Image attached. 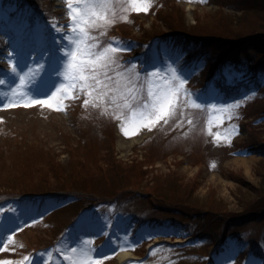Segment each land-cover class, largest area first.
<instances>
[{"label": "rangeland", "instance_id": "rangeland-1", "mask_svg": "<svg viewBox=\"0 0 264 264\" xmlns=\"http://www.w3.org/2000/svg\"><path fill=\"white\" fill-rule=\"evenodd\" d=\"M20 1L25 5L0 2V205L10 217L0 226V261L69 264L70 248L92 247L94 256L106 257L101 264L143 263L159 242L194 239L163 235L183 216L161 211L160 196L190 214H206V225L211 224L205 230L219 241L208 246L198 240L179 251L157 249L148 264H264V78L259 73L264 39L253 35L262 31L264 0H153L148 12H131L130 21L117 18L99 36L102 47L119 42L127 48L118 53L120 67L109 73L112 87L123 88L116 72L135 65L137 86L146 95L145 77L157 70L164 77L172 67L187 80L188 100L239 105L231 119L213 121L210 132L211 109L193 108L181 94L175 115L130 136L122 130L124 119H117L129 112L113 105L115 93L106 103L96 99L85 107L87 90L77 87L67 99L61 92L53 101L58 108L24 106L12 96L19 78L10 59L18 70L36 71L25 89L35 99H46L45 93L55 94L66 82L64 36L71 31L67 0ZM18 19L30 23L22 28L32 43L25 48L14 29ZM191 38L203 43L195 42L182 56L185 63L167 52L158 56V47L168 50L169 40L187 44ZM9 102L16 106L5 107ZM68 188L87 190L73 191L89 205L86 209L91 205L79 218L80 204L55 214L58 199L41 206L26 200L30 193L56 197L63 192L57 189ZM199 222L203 227V218ZM61 224L66 229L60 230ZM89 240L90 246L81 244ZM124 251L134 255L125 263L118 255ZM188 253L196 260L173 257Z\"/></svg>", "mask_w": 264, "mask_h": 264}, {"label": "snow or ice", "instance_id": "snow-or-ice-1", "mask_svg": "<svg viewBox=\"0 0 264 264\" xmlns=\"http://www.w3.org/2000/svg\"><path fill=\"white\" fill-rule=\"evenodd\" d=\"M152 2L153 0H76V3H73V0H67V15L70 17L68 27L71 31L64 36L68 42L64 49L66 62L63 75L66 82L56 89L55 94L45 93L46 99H35L25 89L35 78L36 71L32 68H28L27 71L18 70L17 63L10 59L11 72L19 78L17 90L12 92V96L18 97V102L24 106L39 103L58 108L59 104H54L53 101L57 100L61 92L63 91V97L67 99L77 87L82 93L87 90L89 99L84 102L85 107L96 99H104L106 103L107 96L115 93L111 97L113 105L127 109L129 112L128 118H125L122 112L117 114V119H124L125 122L121 127L125 135L129 136L134 135L141 127H154L160 121L166 122V118L175 115L181 94L186 98L185 103H190L193 108L211 109V115L208 118L210 132L213 121L222 124L225 118L231 119L232 111L239 106L238 104L205 105L197 103L196 99L188 100L187 80L172 67L164 77L160 76L159 70L151 73L150 77H145L146 95L144 87L137 86L140 73L136 71L135 65L126 68L123 72H116V82L123 81V88L111 86L113 77L109 73L120 67L118 53L127 48L119 42H109L102 47L99 36L106 35L109 28L117 22V18L130 21L129 13L148 12ZM57 30L63 31V28ZM105 88L108 90L101 91ZM4 106L11 107L16 104L9 102ZM215 135L217 139L222 138L219 132ZM85 243L90 246L93 242L81 241V244ZM95 251L92 247H88L87 251L80 248L79 252L77 248H70L65 260L69 264H101V259L106 257H99V254L94 256L92 253ZM0 264H13V262L0 261Z\"/></svg>", "mask_w": 264, "mask_h": 264}, {"label": "trees", "instance_id": "trees-1", "mask_svg": "<svg viewBox=\"0 0 264 264\" xmlns=\"http://www.w3.org/2000/svg\"><path fill=\"white\" fill-rule=\"evenodd\" d=\"M0 2L2 3V4H4L5 5V7L6 6H8V4H12V6L13 5H21V4H23V6L25 5L24 3H23V1H20V0H0ZM24 2L25 3H27L26 2V0H24ZM28 4V3H27ZM250 10V9H249ZM17 11H18V9H17ZM5 12H6V10H5ZM12 15H15V14H13V12L11 11L10 12ZM7 14V13H6ZM19 15L20 14H16V17L18 18L19 17ZM28 22V23H27ZM13 25H14V23H12ZM16 24V28H15V25H14V29H19L18 31H16V34H18V35H20L21 36V43H22V45H23V47L25 48L26 46H29V45H31L32 43L31 42H28L29 41V38L28 39H26L27 37H26V35H22L23 34V32H22V28L23 27H28L27 25L29 24L30 25V23H29V21H26L25 22V24H22L21 23V19H18V21H17V23H15ZM261 25H262V27L260 28V29H262V31L261 30H259L258 32L256 31V33H253V35H260L263 39H264V21L263 22H261ZM29 31H30V29L29 28H26L25 29V34H28L29 33ZM14 33H15V31H14ZM252 35V36H253ZM29 37V36H28ZM233 37H229V39L231 40ZM238 38V37H237ZM192 39V40H191ZM191 39H189L188 40V43L187 44H183L182 45V50H184V51H188L187 53H189L190 54V51H192V49L194 48V47H196L195 46V42L197 43V44H200V43H203V42H200V43H198L194 38H191ZM226 42V44H228L229 43V40H225ZM172 42L169 40V45H168V47H170V48H172ZM233 45H238L237 43H232ZM13 46V45H12ZM256 46H258V45H256ZM15 49L16 48H18L17 46H13ZM167 47V48H168ZM159 48V51H161V55H159L158 54V56H164V53H166V50H164V49H162V48H160V47H158ZM264 49V48H263ZM263 49H261L260 51L263 53V55H264V51H263ZM197 50V49H196ZM166 55L168 56V54L166 53ZM264 57V56H263ZM229 58H231V56L229 57ZM202 59H204V58H202ZM226 64V63H225ZM260 65L261 66H263L261 69H260V71H259V73L261 74V75H263V78H264V60L262 61V62H260ZM223 96H227V94L225 93V92H223ZM57 190H61V191H63V192H61V193H59V195H57L56 197H55V195H53V196H51V197H47V198H44V199H42V198H39V197H35V194L34 193H30L32 196H27V198H26V200H28V201H30V204L31 205H36V204H38V205H42V204H44L48 199H58L57 201H55V203H57V202H59V206H58V208H56V213L55 212H53V213H55V214H57L58 213V211H61V209L63 210V208H68V207H74V205H76V204H80V208H79V215H78V218H79V216H80V213H82L83 211H85V212H88V210L91 208V205H90V207L88 208V209H86L89 205L88 204H86V203H80L81 201H82V199H79L76 195H74L75 193L73 192V191H80V190H82L81 192H84V193H86V191L87 190H85V189H78V190H75V189H70V188H68V189H57ZM57 190H53V191H57ZM46 192H50V191H46ZM45 192V193H46ZM38 193H40V192H38ZM80 195V194H79ZM146 196H148L149 198H152L151 196H150V194H148V193H146ZM159 196V195H158ZM159 198V200L161 201V202H163L162 203V205L163 206H160V205H156L157 207H161L162 208V210L161 211H163V212H169V214H171V215H175V214H182L181 216H183V221H181V222H177L176 223V225H173V224H171L172 225V227H169V228H167V230H171V231H165V233L163 234V235H167V237H171V238H176V237H182V238H187V237H189V236H193L194 237V239H192V238H189L188 239V242H187V244H182L181 242L179 243V242H177V243H172V242H160V243H158V244H156L155 245V247L154 248H152L151 250H149V252H148V255H147V257H146V259H145V261L142 263V261H137V260H135V261H130V263H133V264H148L149 262L151 263L152 262V258H153V256H154V252L157 250V249H159V250H163V251H166V250H169V251H171V250H175V249H177L178 251L180 250V248L182 247V246H184V247H186L188 244H193V243H195L196 241H198V240H200L198 243L200 244V243H205V244H207V243H209L208 244V246L209 245H211V244H214V243H217L219 240H218V235L216 234V233H213V234H211L210 232H208L207 233V230H205L207 227H208V225H210L211 223H209L208 225H206V222H205V220L207 219V221H208V216H206V214L205 215H203L202 217H201V215H193V214H190L189 212H185V211H183V210H180L179 208H177V207H175V206H173L171 203H170V200H168V198L167 197H161V199H160V196L158 197ZM157 198V199H158ZM117 199V198H116ZM20 203H22V201H20ZM93 205V204H92ZM1 207H2V209H3V213H2V215L0 216V226H5V224L7 223V220H8V218H10L9 216H8V213H7V211L6 210H4L5 209V207H3V204L2 205H0ZM38 208V207H37ZM264 210V209H263ZM6 211V212H5ZM40 213V211L38 210V213L37 214H39ZM84 217V216H83ZM82 218V217H81ZM202 219L203 218V221H204V226L203 227H201L200 226V222H199V219ZM204 218H206L205 220H204ZM13 219V218H12ZM9 222V221H8ZM75 223V222H74ZM74 223H71V224H69V226H72V224H74ZM161 223H163V222H161ZM160 223V224H161ZM60 226V230H63V229H66L65 228V226H63V224H61V225H59ZM69 228V227H68ZM130 228V226H128V229ZM186 229V231H184ZM207 233V234H206ZM207 240V241H206ZM213 246V245H212ZM210 250V249H209ZM258 252V251H257ZM204 253V252H203ZM202 253V254H203ZM208 253L209 252H207V253H204L205 255H208ZM195 254V253H194ZM198 254H201V252L200 253H198ZM258 254H260V253H258ZM173 257H177V259H178V261L179 260H182V261H187L188 262V260L190 259V260H192V259H195V256L194 255H190L189 253L188 254H185V255H179V254H177V255H174ZM196 260V259H195ZM167 263V262H166ZM168 264H170V263H168Z\"/></svg>", "mask_w": 264, "mask_h": 264}, {"label": "bare ground", "instance_id": "bare-ground-1", "mask_svg": "<svg viewBox=\"0 0 264 264\" xmlns=\"http://www.w3.org/2000/svg\"><path fill=\"white\" fill-rule=\"evenodd\" d=\"M118 255H119V261L120 262H124V260L130 259V258H132V256H134V255H132V253H130L128 251H124L122 253H119Z\"/></svg>", "mask_w": 264, "mask_h": 264}]
</instances>
